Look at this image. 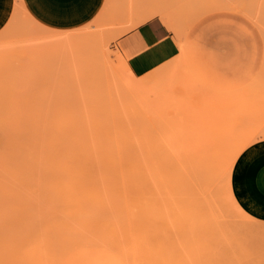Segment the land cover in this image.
<instances>
[{
  "label": "rangeland",
  "instance_id": "rangeland-1",
  "mask_svg": "<svg viewBox=\"0 0 264 264\" xmlns=\"http://www.w3.org/2000/svg\"><path fill=\"white\" fill-rule=\"evenodd\" d=\"M24 1L0 30V264H264L229 183L264 138V0ZM144 18L178 36L145 80L113 46Z\"/></svg>",
  "mask_w": 264,
  "mask_h": 264
},
{
  "label": "crops",
  "instance_id": "crops-1",
  "mask_svg": "<svg viewBox=\"0 0 264 264\" xmlns=\"http://www.w3.org/2000/svg\"><path fill=\"white\" fill-rule=\"evenodd\" d=\"M35 1L37 7L48 9L47 12L49 14L56 16L72 14L71 0H35ZM104 1L105 0H99L96 10L94 12L95 15L93 14L94 17H96V15L99 14L101 9L103 8ZM16 2L17 0H0V30L9 21V18L11 17L13 10L15 8ZM18 2L20 7L24 8L25 11L28 13L29 9L27 8L25 1L18 0ZM47 2L50 3L48 4ZM55 11L56 13H54ZM169 44L172 50L168 55H163V56L162 54L156 56L153 55V51L156 48ZM113 46L120 53V55L127 63L131 71L135 75L137 74V76L139 74L144 75V73L154 70L156 67H158L159 65L165 62H170L171 60H173L178 56L176 55V50L174 48L173 37L169 35V33L156 20H149L146 21L145 23L135 26L131 30L127 31L126 33L116 38ZM144 65L145 67H143ZM133 67H135L136 69ZM141 68L143 71L141 70ZM138 71L142 73H139ZM263 142H264V138L253 142L247 148H245L236 158L230 175V192L232 198L236 203L237 207L241 210V212H243V217L248 219L254 225L255 227L254 233L256 239L263 241L261 246L256 247L257 254H264V245H263L264 244V144ZM251 151H255L257 153L256 154L257 159L253 161L249 169L244 170L246 174L248 173L247 177L244 178L246 176L244 175L245 173L243 172V170L237 171V167H239L242 163L244 164V160L246 159V157H248L247 155H249ZM250 162H251V158L249 162L246 163V165L248 166Z\"/></svg>",
  "mask_w": 264,
  "mask_h": 264
},
{
  "label": "bare ground",
  "instance_id": "bare-ground-1",
  "mask_svg": "<svg viewBox=\"0 0 264 264\" xmlns=\"http://www.w3.org/2000/svg\"><path fill=\"white\" fill-rule=\"evenodd\" d=\"M87 1V0H86ZM46 2V1H45ZM48 3V2H47ZM50 3V2H49ZM48 3V4H49ZM65 3V2H64ZM80 4V3H79ZM91 4V3H90ZM88 5V4H87ZM80 6V5H79ZM82 6V5H81ZM52 7V6H51ZM88 7V6H87ZM54 8V7H53ZM68 8V7H67ZM84 8V7H83ZM56 9V8H55ZM84 10V9H83ZM54 11V10H53ZM85 11V10H84ZM76 12V11H75ZM149 12H150V14H151V17H154V15L156 16V14H154V13H158L157 15H159V11L158 10H156V12L154 11H148L147 12V14H149ZM153 12V13H152ZM164 11L162 10V14H163V17H164V15H170V13L169 12H167L166 14L165 13H163ZM166 12V11H165ZM54 13H56V11L54 12ZM84 14H85V12H84ZM149 14V15H150ZM154 14V15H153ZM153 15V16H152ZM161 15V14H160ZM160 15H159V17H160ZM75 16H76V14H75ZM80 16V15H79ZM162 16V15H161ZM171 17H172V15H170ZM147 18H148V15L146 16ZM150 16H149V18L148 19H150L151 18ZM163 17H160L161 19V21H163L164 20V18ZM142 19L141 21H140V23H139V21L138 22H136V24L134 25V26H131V28L129 29V30H131L132 28H134L135 26H137V25H139V24H142V23H145L146 22V20H148V19ZM162 18H163V20H162ZM64 19V18H63ZM168 21V24H167V22L165 23L164 21H163V23H165V25H166V27L168 28V29H170V26L171 25H169V24H171L172 23V26L174 27H176V25H174L173 24V18H172V21L170 20L169 21V19H167ZM81 22V21H80ZM169 22H171V23H169ZM45 23V22H44ZM59 25V24H58ZM60 26V25H59ZM143 26V25H142ZM169 26V27H168ZM177 28V27H176ZM128 30V31H129ZM174 30H176L175 28H174ZM173 30V31H174ZM170 31H172V30H170ZM175 38L177 39V37L178 36H176L177 34H176V32H175ZM146 38V37H145ZM174 38V37H173ZM176 39H173V44H174V42H176L177 43V40ZM136 40V39H135ZM140 42V41H139ZM142 42V41H141ZM175 43V44H176ZM139 44H141V43H139ZM171 44V43H170ZM170 44L169 45H163V46H161V47H159V48H156L154 51H153V55H161L162 54V56L163 55H168L169 53H170V51L172 50V48H171V46H170ZM175 44H174V48H175V50H176V52H177V49H176V47H175ZM143 45V44H142ZM170 46V47H169ZM180 46V45H179ZM150 58V57H149ZM175 59V58H174ZM173 59V60H174ZM173 60H171L170 62H165V63H163V64H161V65H159L158 67H156L154 70H151V71H153V72H151V71H149V72H146V73H144V76L141 74H139V73H142V72H140V71H138L139 73V75L138 76H143L144 77V80L147 78H151V79H153L154 77H155V74L154 73H156V72H159V69L160 68H164V67H167ZM140 62V61H139ZM124 63V62H123ZM126 63V62H125ZM148 63H149V61H148ZM137 64V63H136ZM124 65V64H123ZM127 65V64H126ZM132 65H135V64H132ZM140 65V64H139ZM143 65V64H142ZM136 67V66H135ZM135 67H133V68H135ZM143 67H145V65L143 66ZM124 68V67H123ZM137 68V67H136ZM135 68V69H136ZM134 69V70H135ZM139 69V68H138ZM143 69H145V68H143ZM141 70H142V68H141ZM130 71V70H129ZM136 71V70H135ZM143 71V70H142ZM163 71V70H162ZM126 72H127V70H126ZM164 72V71H163ZM128 73V72H127ZM131 74V73H130ZM132 75V74H131ZM137 75V74H136ZM150 75V76H149ZM156 75H158L157 73H156ZM134 78V77H133ZM140 79H142L141 77L138 79V80H140ZM263 144H264V142H263ZM256 148V147H255ZM244 150V147H241L237 152H236V154L234 155V157H233V159H232V161H231V169H230V172H231V170H232V166H233V164H234V162H235V160H236V158L238 157V155L242 152ZM245 153V152H244ZM256 152L255 151H251V153H249V155H247L248 157H246V159L244 160V164L242 163H240L239 165V167H237V171L238 170H243V172L245 173V171L244 170H247V169H249V167H250V165L253 163V161H255L257 158H256ZM246 156V155H245ZM250 158H251V162L248 164V166L246 165V163H248L249 162V160H250ZM237 165V164H236ZM247 166V167H246ZM236 168V167H235ZM230 172H229V183H230ZM241 173H242V171H241ZM243 173V174H244ZM248 174V173H247ZM247 174L245 173L244 175H246L244 178H246L247 177ZM245 180V179H244ZM28 250V249H27ZM33 253V252H32ZM29 256H31V254L29 253ZM35 256H33V261L32 260H30V258H28V260L29 261H31L32 263L36 260V258H34ZM24 258V257H23ZM25 259H27V258H25ZM41 259V257L39 258V259H37V260H40ZM29 261H26L25 263H27V262H29Z\"/></svg>",
  "mask_w": 264,
  "mask_h": 264
}]
</instances>
